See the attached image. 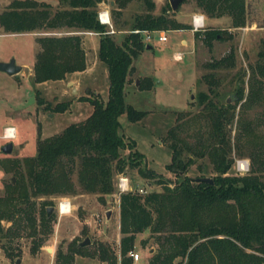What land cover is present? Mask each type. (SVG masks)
Returning <instances> with one entry per match:
<instances>
[{
    "label": "trees",
    "instance_id": "1",
    "mask_svg": "<svg viewBox=\"0 0 264 264\" xmlns=\"http://www.w3.org/2000/svg\"><path fill=\"white\" fill-rule=\"evenodd\" d=\"M54 1V8L43 1H10L0 12L2 33L50 34L35 40L37 51L31 66L34 85L58 82L84 71L81 37L74 33H95L99 36L96 59L106 69V97L102 100L93 93L78 97V102H86L91 109L83 121L66 126L57 135L38 138L32 157L10 164L0 162V169L13 177V181L9 179L2 185L0 196V220L10 223L0 226L2 253L7 258L19 257L10 245L20 238L29 239V253L43 246L54 223L53 214L46 217V208L53 207L55 199L95 195L97 202L104 204V198L114 192L113 177L135 170L140 179L154 180L160 189L144 194H117L118 254L101 242L86 252L87 247L79 245L81 240L68 243L63 255L56 251V260L60 258L67 264L73 254L80 253L104 264H132L127 255L132 251L135 236L147 232L139 246L150 240L156 251L146 264H181L183 260V264H264V132L256 133L257 121L245 115L259 111L264 117V52L257 53L245 81L243 71L231 76L238 82L232 92L233 104L213 101L219 95L214 72L235 67L233 48L218 60L203 65L208 72L200 79L207 92L196 94L199 110L192 117L197 124L192 125L194 129L189 133L177 130L176 125L166 130L162 140L170 151L165 167L173 175V181L164 180L140 167L144 159L135 150L134 142H125L118 133V117L124 115L129 123H139L146 115L123 101L125 84L134 72L132 62L150 49L143 42L142 32L189 31L190 25L177 22L167 4L153 15L151 0H138L142 12L122 21L121 10L129 0H110L113 33H107V27L99 25L96 19L97 7L104 0ZM192 1L202 16L229 20L227 30L206 27L192 31L193 39L205 49L210 51L213 41L232 40L231 31L244 27L245 0ZM119 32L122 38L116 42L114 34ZM136 81L139 92L149 91L154 85L145 76ZM37 95L35 90L34 96ZM35 99L36 104L42 105ZM68 105L60 103L51 111L61 113ZM236 107V131L231 138L228 126L234 120ZM243 158L249 164L246 173L229 174L233 161ZM196 160L209 168L196 165L198 175L190 178L186 173ZM199 178L211 183L199 182Z\"/></svg>",
    "mask_w": 264,
    "mask_h": 264
},
{
    "label": "rangeland",
    "instance_id": "2",
    "mask_svg": "<svg viewBox=\"0 0 264 264\" xmlns=\"http://www.w3.org/2000/svg\"><path fill=\"white\" fill-rule=\"evenodd\" d=\"M10 1L12 0H0V12L6 8ZM34 1H43L51 5L52 8L56 6L54 0ZM151 1L154 3L152 14L156 15L160 8L168 5L169 0ZM103 2L110 19V0ZM192 8H194L192 0L182 3L173 11L177 21H187L184 13ZM245 8L244 27L232 30L233 39L230 41H213L210 51L205 49L196 39L193 43L191 33L186 30L156 32L150 35L151 39L146 43L150 49L144 50L132 62L137 73L141 77H143L142 75L149 77L154 85L149 91L139 92L136 90L138 84L134 83V79L137 77L132 75L129 78L123 92L124 104L130 105L136 111H145L146 115L139 123H129L124 115H120L118 117L120 125L118 133L123 136L125 142L129 140L134 142L135 150L144 159V165L140 167L152 171L156 177L173 181V175L165 167L170 161V151L162 144V140L166 130L172 129L176 125H179L177 130H183L187 133L194 129L192 125L196 123V118L192 115H195L199 110L196 94L207 92L206 84L200 79L202 75L208 72L203 65L207 61L218 60L228 52L229 48H233L235 67L214 72V77L219 82L217 86L219 95L216 99L211 97L213 101L216 100L219 104H233L232 92L238 82L231 76L238 71H243L245 73L243 81H245L248 67L253 66L256 62L257 53L264 52V0H245ZM140 12H142L141 1L129 0L122 8L120 18L122 21H129L130 16ZM222 18L213 29L227 30L229 20L226 17ZM204 23L206 24V20ZM56 34L60 33L56 32ZM160 34L165 36V41L159 42L157 40ZM42 35L50 34L30 32L6 35L0 29V62H7L8 59L13 58L16 65L23 66L21 72L12 77L0 73V148L9 142L11 143L9 155H3L0 152V162L3 163L4 161L5 164H10L13 160H21L27 156H34L35 143L38 138L42 139L59 134L66 126L83 121L91 110L86 102L71 103L77 95L70 94L73 85L69 83L71 82L69 77L60 80L58 83L46 81L39 85L32 84L30 64L37 48L35 40ZM114 35L116 42H119L122 33L119 32ZM180 40H184L185 43L180 45ZM175 54H180L181 57L179 60L174 59L173 61ZM88 60L93 61L94 59ZM101 66L102 64L94 67V75L91 77H81V84L88 90L85 93L79 89L78 95L93 93L98 94L102 100L105 99L108 86L107 76L103 74L100 69ZM243 86L245 93V84ZM35 90L38 91L36 97L42 105L36 104ZM60 103H68L69 105L61 113L52 112V108ZM237 112L238 108L236 107L234 120L228 126L231 138L236 131ZM177 113L185 114L176 116ZM259 113V111H249L245 114L246 118L257 121L258 129L254 131L258 134L264 132V117ZM191 117L192 119H190ZM199 121L202 122V119ZM9 126L14 128V136L12 139H4L2 138L3 129ZM188 140L191 142V139ZM126 153L127 151L123 155ZM239 163L244 165L243 170H238ZM199 164L203 165L205 169L209 168L205 162L196 160L189 167L186 175L190 178L197 176L196 165ZM248 166L246 158L235 159L228 173L241 176L246 173ZM123 176L128 180L131 188H140L145 192L159 191L160 189L154 184V180L140 179L135 170H127ZM12 178L11 173H4L0 169V196L3 194L2 185ZM112 181L114 185L115 177ZM117 193L114 185V192L111 196L104 198V204L97 202L95 195L83 194L62 197L61 199L70 203L71 211L68 215L58 217L54 208L55 205H53V210L50 213V215L53 214L54 220L51 226L52 232L43 246L34 253H29V239H17L12 242L10 247L13 252L18 251L19 257L7 258L0 248V264H16V260L19 261L17 264H63L60 258L55 259L56 251L63 255L68 243H75L84 239L88 240L85 245L87 247L86 252L92 251L97 243L101 242L117 255V244L120 237L117 233V218H115ZM106 213L108 219L105 218ZM1 224L2 226L10 225L4 220H0V226ZM147 236V232L135 236L132 251L137 253L138 259L135 262L132 261V264H146L147 258L156 251V247L150 240L143 247L139 246L140 241L145 240ZM71 259L67 264H104L95 258L80 253L73 254ZM183 263L184 260L181 264Z\"/></svg>",
    "mask_w": 264,
    "mask_h": 264
},
{
    "label": "crops",
    "instance_id": "3",
    "mask_svg": "<svg viewBox=\"0 0 264 264\" xmlns=\"http://www.w3.org/2000/svg\"><path fill=\"white\" fill-rule=\"evenodd\" d=\"M109 4H110V2H109ZM97 10L98 11L105 10L104 2L98 5ZM193 15H201V14L195 8H192L188 12H185L184 13V17L187 18V21L180 22V21H177V19H176L177 17H175L176 15L174 17H175V19H176L177 22H179L181 24H184V25H188V26L190 25L191 26V18H192ZM222 19L223 18L213 19V18H207V17H204L203 16V26H204V29H206V27L207 28H213ZM205 20H206V24L204 23ZM173 31H176L177 32V31H180V30H173ZM187 32L188 33H191V35H192V41L194 43L192 30L190 29ZM159 33H162V32H159ZM74 34H77V35H79L81 37V47H82L83 52L85 53V64H86L84 71H82V72H76V73H74L72 75H68L67 76V77H69L71 79V82H69V83L70 84L72 83V85H73V88H71V90H70V94L71 95H75L76 94L77 96L75 98L77 99L78 97H84L85 96V95H82V94H81V96L77 94L78 91H79V89L80 90H83L85 93L88 90V88H86L85 86H83L81 84V77L82 76H85V77L90 76L91 77V75H94V71H95L94 67L97 66V65H101V64L96 59V48H97L96 46L97 45L95 46V41H96V44H98V38H99V36H97L95 33H92V32H90L89 34L88 33H84V32L83 33H74ZM179 43H180V45H182V44L185 43V41L184 40H180ZM36 51H37V48H36L35 52ZM34 55H35V53H34ZM174 56H173V61H174ZM89 57L92 58V59H94V60L93 61H89L88 60V59H90ZM33 60H34V57H33ZM33 60H32V62L30 64V67L33 64ZM19 67H20V72H21V68H23V66H19ZM132 68H133V66H132ZM100 69L102 70L103 74L106 75V69H104L103 66H101ZM132 75H135L138 78L141 77L137 73V70H135V69H134V72H133ZM142 76H145V75H142ZM145 77H147V76H145ZM134 80H136V79H134ZM58 82H55V83H58ZM76 99L74 101H72L71 103L78 102ZM0 140H1V138H0ZM115 218H117V208H116V211H115ZM117 221H118V218H117ZM133 262H135V261H133Z\"/></svg>",
    "mask_w": 264,
    "mask_h": 264
},
{
    "label": "built area",
    "instance_id": "4",
    "mask_svg": "<svg viewBox=\"0 0 264 264\" xmlns=\"http://www.w3.org/2000/svg\"><path fill=\"white\" fill-rule=\"evenodd\" d=\"M96 19H97V22L99 25L107 27V29H108L107 33H113V31L111 29V19H109L107 9L98 11L96 14ZM202 28H203V16L193 15L191 18V30L197 31V30H201ZM152 33L153 32H151V33L150 32H142L144 43H147L151 39L150 35ZM157 40L159 42H163V41H165V36L163 34H160L158 36ZM180 57H181L180 54H176L174 56V59L179 60ZM13 136H14V128L13 127L9 126V127L3 129L2 138H4V139L11 138L12 139ZM238 170H243V169H239V165H238ZM114 185H115L116 191L118 193H127L128 191L129 192L136 191L138 194H144L145 193V191H143L140 188H131L130 184H128V180L123 175H116L115 176V184ZM55 203L56 204H55L54 208H55V211H56V214L58 217L61 215H68L70 213L71 205L66 200H64V199L57 200ZM1 226H2V224H1ZM127 256L131 257L132 261H136L138 259L137 253H135L133 251H130Z\"/></svg>",
    "mask_w": 264,
    "mask_h": 264
},
{
    "label": "water",
    "instance_id": "5",
    "mask_svg": "<svg viewBox=\"0 0 264 264\" xmlns=\"http://www.w3.org/2000/svg\"><path fill=\"white\" fill-rule=\"evenodd\" d=\"M184 0H169L168 1V5L170 8V11L173 12L177 9L178 5H180ZM110 5H112V2H110ZM0 73L5 74L6 76H15L18 73H20V67L18 65L15 64L14 59L10 58L7 60V62H0ZM136 80L134 81V83L136 84ZM11 150V143L9 142L8 144L3 145L0 148V152L3 155H9ZM11 181H13V178L11 179ZM197 181L199 182H203L206 184H210V180L206 179V178H199L197 179ZM53 210V207H47L46 208V217L49 216V214L51 213V211ZM108 217V214H105V218ZM88 243L87 239H84L83 241H81L79 243L80 246H85ZM19 261L16 260L15 263L17 264Z\"/></svg>",
    "mask_w": 264,
    "mask_h": 264
},
{
    "label": "bare ground",
    "instance_id": "6",
    "mask_svg": "<svg viewBox=\"0 0 264 264\" xmlns=\"http://www.w3.org/2000/svg\"><path fill=\"white\" fill-rule=\"evenodd\" d=\"M238 165H239V169H243L244 165H242L241 163H239Z\"/></svg>",
    "mask_w": 264,
    "mask_h": 264
},
{
    "label": "clouds",
    "instance_id": "7",
    "mask_svg": "<svg viewBox=\"0 0 264 264\" xmlns=\"http://www.w3.org/2000/svg\"><path fill=\"white\" fill-rule=\"evenodd\" d=\"M202 19V18H201Z\"/></svg>",
    "mask_w": 264,
    "mask_h": 264
}]
</instances>
